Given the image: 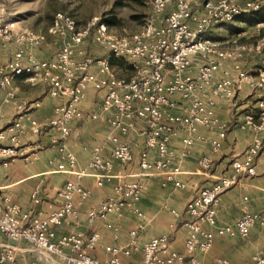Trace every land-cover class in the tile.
<instances>
[{"label": "built area", "instance_id": "built-area-1", "mask_svg": "<svg viewBox=\"0 0 264 264\" xmlns=\"http://www.w3.org/2000/svg\"><path fill=\"white\" fill-rule=\"evenodd\" d=\"M201 1L154 0L144 29L122 38L109 32L103 23L90 22L79 28L71 16L57 13L47 34L61 36L63 40L54 56L46 60L36 58L31 52L44 44L45 34L27 27L17 28L14 22L0 27V39L12 41L17 46L6 62H0V91L13 98L12 84L21 77L30 84H45L48 94L62 101L47 124L60 134L56 172L74 174L79 179L90 176L96 187L116 180L101 202L86 213L91 229L96 224L101 225L112 231L113 241H118L120 227L111 216L120 218L128 212L138 220L145 218L139 207L143 178L160 177L163 188L183 189L185 184L176 177L182 173L181 165L189 159L194 143L207 142L212 154L220 150L228 124L217 117L216 100H232L238 88L245 84L257 99L256 113L247 117L243 126L257 132L264 130V57L252 74L240 64L243 56L250 52L247 46L222 49L209 37L213 29L233 22L240 15L257 11L260 1L251 0L242 6L229 0L207 1L203 6L204 14L197 15L192 8L199 6ZM171 2L173 9L167 11ZM84 44L100 46L110 57L122 59L132 76L118 79L112 73L108 59H95L86 52ZM255 49L264 53L260 46ZM195 56L200 62L192 74ZM227 61H230L229 69L222 70L220 77L215 78ZM94 64H98L97 74L90 73ZM89 86L96 92L104 91V94L98 110L85 113L79 105ZM101 116L105 117L110 129V153L105 157L102 147H93L88 172H77L75 156L64 143L69 135V123L96 120ZM137 122L144 124V145L135 155L131 144L120 140V136L133 132ZM30 127L34 134L43 128L35 121H31ZM200 128L214 135L206 138L199 133ZM177 131L182 133L179 154L170 149ZM23 132L19 116L2 129L0 114V141L7 139L10 142V145H0V166L7 167L15 159L16 143ZM262 151L264 142L254 139L241 157L230 163L228 174L199 189L181 212L163 207L181 220L182 251L173 248L175 230L141 244L139 238L144 230L141 223L127 232L123 245L104 244L95 229L88 234L71 230L80 222L78 205L90 195L79 181H66L58 188L56 194L60 204L46 217L34 215L29 210L22 211L0 189V234L7 240L0 243V264H19L16 254L22 243L36 255L30 264H101L92 255L96 249L106 254L105 264H204L199 254L210 252L216 239L247 238L253 228H264V209L251 211L246 205L230 224H219L216 219L222 195L241 178L255 174V161ZM115 164L123 172L114 174ZM212 164L210 156L196 161L198 170L206 174ZM128 167H136L137 172L127 173ZM31 200L39 203L37 190L31 193ZM243 201L247 202L248 198L244 197ZM59 229L70 231L57 235ZM135 257L139 260L132 261ZM209 264L232 263L226 257H215ZM251 264H264V253L253 254Z\"/></svg>", "mask_w": 264, "mask_h": 264}, {"label": "crops", "instance_id": "crops-1", "mask_svg": "<svg viewBox=\"0 0 264 264\" xmlns=\"http://www.w3.org/2000/svg\"><path fill=\"white\" fill-rule=\"evenodd\" d=\"M51 21L44 28H35V32L43 33L46 36L44 44L39 48L31 49L33 55L40 59H50L57 52L58 45L63 40L61 36L47 34ZM222 49L226 48L225 42H217ZM84 49L95 59H108L112 73L118 79H129L132 71L122 59H115L109 56V52L100 46L84 44ZM17 46L12 42H4L0 39V62L4 63L16 50ZM198 56L194 57L191 73H195L196 65L199 63ZM242 67L254 74L260 65V60L249 56L246 53L240 60ZM230 61H227L222 69L216 73L219 78L222 70L229 69ZM90 73H98V64L90 67ZM13 98H8L6 92L0 91V114L1 125L4 129L13 118L19 116L23 127V134L16 143L17 156L13 158L7 167L0 166V189L9 199L18 205L22 211H31L34 215L41 217L48 216L60 204L56 191L66 181H79L90 193L88 199L78 205L80 222L74 225L71 230L91 233L97 230L101 234L104 244L123 245L126 241L127 232L133 229L137 223L143 224L144 230L139 241L141 244L150 238L164 232L175 230L173 248L183 250L184 237L179 228L181 220L171 215L163 207L167 206L181 212L186 203L196 195L199 189L212 185L220 176L227 175L230 163L241 157L243 151L254 139L258 138L264 142V130L255 131L251 127L243 126L247 117L256 113L257 96L243 84L241 85L232 100L218 99L215 102V113L221 122L228 124L226 138L217 153L212 154L207 142H195L191 147L189 159L181 166L182 173L176 178L185 184L183 189H174L172 186L163 188L160 177L143 178V189L139 207L145 215L143 220H138L132 214L124 212L120 218L111 216V220L120 227L118 241L112 240V231L105 230L101 225L96 224L94 228L88 225L86 213L90 208L96 207L101 200L110 192L114 180L105 183L102 187H96L94 179L90 176L77 178L74 174L56 172V164L60 158L59 138L57 129L47 126L48 122L55 116V108L62 104L58 98L48 94L47 86L42 83L30 84L23 78H17L13 84ZM104 91L96 92L91 86L86 90L85 99L79 108L85 112L98 110V105L103 97ZM21 109H18V108ZM31 121L43 126L38 134L31 131ZM69 135L64 139L65 147L73 153L76 159L77 172H88V163L91 150L95 146L102 147V153L107 157L110 153L108 137L110 129L105 117L101 116L96 120H73L69 123ZM144 124L137 122L133 132L127 136H120V140L128 141L133 147L135 155L139 153L144 145L142 131ZM199 133L206 138L212 137L213 133L205 128H200ZM182 133L177 131L172 138L170 149L179 154L182 150ZM0 145H10L5 139ZM203 156H210L213 164L209 173H202L196 166V161ZM127 173H136V167L125 169ZM123 172L118 165H114L113 173ZM37 190L39 203L31 200V193ZM248 201L244 202L243 198ZM77 197L74 196V201ZM247 206L251 211L264 209V151L260 153L255 161V174L245 176L227 190L221 197L217 208V220L219 224H230L241 214V209ZM70 229H59L57 235L66 233ZM7 240L0 234V243ZM17 251L19 264H30L36 255L29 251V246L20 244ZM256 252L264 253V228L255 227L247 238L223 237L215 240L210 252L199 254L204 264H209L215 257H226L232 264H251V257ZM101 264L106 262V254L101 249L92 251ZM132 261H138L135 257Z\"/></svg>", "mask_w": 264, "mask_h": 264}, {"label": "rangeland", "instance_id": "rangeland-1", "mask_svg": "<svg viewBox=\"0 0 264 264\" xmlns=\"http://www.w3.org/2000/svg\"><path fill=\"white\" fill-rule=\"evenodd\" d=\"M154 0H0V27L14 22L15 27H27L35 32V28H44L53 21L57 13L71 16L77 27L81 28L90 22L109 21L108 31L118 38L131 37L140 33L146 18L152 12ZM216 3L220 0H202L193 7L197 15L204 14V3ZM232 4L242 6L251 0H229ZM260 1L257 11L243 14L233 22L213 29L209 33L211 40L225 42L226 48L245 45L250 49L249 56L259 59L264 53L256 51V47L264 48V0ZM173 9L169 4L167 11ZM51 25V24H50ZM59 46V45H58ZM248 53V52H247Z\"/></svg>", "mask_w": 264, "mask_h": 264}, {"label": "trees", "instance_id": "trees-1", "mask_svg": "<svg viewBox=\"0 0 264 264\" xmlns=\"http://www.w3.org/2000/svg\"><path fill=\"white\" fill-rule=\"evenodd\" d=\"M239 17V16H238ZM237 17V18H238ZM236 19V18H235ZM107 28L109 27V26H111V22H109V21H106V22H102Z\"/></svg>", "mask_w": 264, "mask_h": 264}]
</instances>
